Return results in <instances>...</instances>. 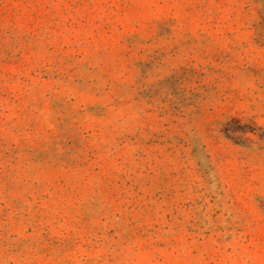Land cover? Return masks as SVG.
Listing matches in <instances>:
<instances>
[{
  "label": "rangeland",
  "instance_id": "1",
  "mask_svg": "<svg viewBox=\"0 0 264 264\" xmlns=\"http://www.w3.org/2000/svg\"><path fill=\"white\" fill-rule=\"evenodd\" d=\"M0 264H264V0H0Z\"/></svg>",
  "mask_w": 264,
  "mask_h": 264
}]
</instances>
